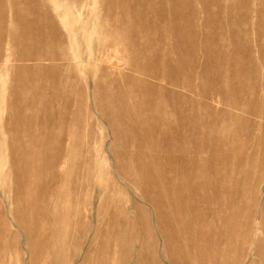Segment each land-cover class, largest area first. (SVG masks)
I'll return each mask as SVG.
<instances>
[{"label":"rangeland","instance_id":"374dc122","mask_svg":"<svg viewBox=\"0 0 264 264\" xmlns=\"http://www.w3.org/2000/svg\"><path fill=\"white\" fill-rule=\"evenodd\" d=\"M0 264H264V0H0Z\"/></svg>","mask_w":264,"mask_h":264}]
</instances>
